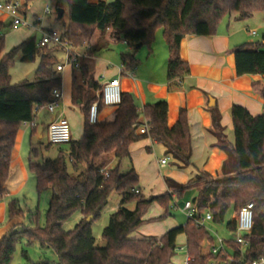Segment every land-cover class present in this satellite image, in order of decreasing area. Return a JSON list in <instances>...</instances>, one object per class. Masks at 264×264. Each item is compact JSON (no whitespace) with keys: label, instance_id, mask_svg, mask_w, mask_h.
Wrapping results in <instances>:
<instances>
[{"label":"trees","instance_id":"obj_1","mask_svg":"<svg viewBox=\"0 0 264 264\" xmlns=\"http://www.w3.org/2000/svg\"><path fill=\"white\" fill-rule=\"evenodd\" d=\"M23 15L28 4L37 0H24ZM55 2L57 11L68 7L69 24L64 38L73 48L84 47L96 40L89 58L95 51L108 49L111 45L125 44L133 53L121 55L122 74L134 73L139 62L135 49L148 46L151 49L158 30L163 32L169 52L167 67L168 91L180 90L182 80L190 75V66L180 56L182 40L188 35L214 36L223 21L233 13L246 21L256 13L264 12V0H49ZM65 14V13H64ZM7 27L13 28L12 25ZM0 24V31L7 28ZM58 47L38 48L37 40L31 37L19 46L6 52L5 36L0 37V200L7 194V183L11 171V157L18 134L25 122H33L35 110L52 101V92L62 88V76L56 70ZM238 77H264V39L261 43H247L234 49ZM20 59L32 63L37 58L40 64L33 79L12 84L10 70ZM90 59H79V67L73 68L72 103L81 109L84 117L83 135L71 141L67 153L61 152L54 161L36 165L30 153L28 170L34 175L39 195L50 192L51 198L46 212L45 228L11 230L0 241V264H12L18 244L26 240L27 246L37 244L52 250L57 256L56 264H171L177 250V240L186 237L188 264H232L251 263L264 258V112L253 117L247 109L233 106L234 142H229L221 125L222 117L217 109H211L212 124L209 132L217 138L216 148L227 156L216 177L196 169V177L186 184L167 179L172 193L148 201L139 188V175L132 168L121 172L120 165L130 159L132 145L150 139L167 149V153L184 167L192 165V137L188 114L181 110L179 120L173 128L168 126V104L158 101L140 109L132 94L123 93L121 104L112 120L89 121L90 109L99 103L101 112L105 106L100 94L103 87L94 79ZM264 97V90H263ZM141 119L148 130L138 132ZM118 161L116 168L106 170L97 160L109 157ZM72 166L76 176L69 173ZM85 170L81 171V167ZM108 173V176L102 172ZM196 192L192 200L197 206V216L211 213L213 223L225 222L229 211L239 213L248 203H254V227L245 239L250 244L244 251L229 241L232 255L218 257L204 253V245H215V240L205 227H198L188 220L183 226L169 230L160 239H131L147 221L144 215L151 203L157 202L170 215L174 197L183 201L185 195ZM116 193L120 197L118 210L110 216L103 231L104 248H97L92 225L100 218ZM186 201H184L185 203ZM135 204L134 210L127 206ZM183 203V204H184ZM172 206V207H171ZM11 220H25V212L16 200L8 205ZM82 219L71 231L63 224L75 213ZM93 216V220L87 219ZM32 218L34 216H31ZM35 219V218H33ZM226 228L236 233L235 221ZM28 260V252L22 250ZM44 264H51L50 262Z\"/></svg>","mask_w":264,"mask_h":264},{"label":"crops","instance_id":"obj_2","mask_svg":"<svg viewBox=\"0 0 264 264\" xmlns=\"http://www.w3.org/2000/svg\"><path fill=\"white\" fill-rule=\"evenodd\" d=\"M27 12L28 7L25 9V18L27 17ZM8 19L10 18L7 15L0 13V24L5 25L6 27L8 25H12L11 19L10 23L7 25ZM224 22L225 21H223L220 25L217 35H188L182 40L180 46V56L184 62L189 64L190 75L182 80L180 90L175 92L168 91V47L167 53H160L161 55L157 54V49H149V54L147 55L146 60H144L143 63L141 62V68L138 69L136 73H127L125 76L122 74V68L117 71H110L105 67H98L95 65L96 60L94 58V54L90 58L89 55L82 57L86 60L90 59L89 61L91 62L90 65L93 71L94 79L97 83H99V85L102 86L103 84L100 83L102 77H105L106 82L119 79L122 87V94H132L136 105L140 109L146 105L155 104L158 101H166L168 104L167 122L169 128H173L178 122L179 114L182 109L187 111L192 137L193 153L191 162L193 166L184 167L182 163L174 160L173 157L167 153V149L164 146L147 139L132 145L130 148L131 157L129 160L131 161L132 168L136 170L139 177L141 173V166L139 163L137 164L135 158L139 155L140 159L145 160L147 153L152 151L154 153L157 152L164 157V159L157 160V165L160 169L165 170L169 165L170 158H172L174 161V168L168 169L166 172L170 179L178 184H186L191 179H194L197 174L196 169L203 170L216 177L217 173L221 170L223 164L227 160V156L224 152L215 147L217 138L209 132L212 124L210 110L215 108L220 112L222 117L221 125L225 130V134L229 142L231 143L234 142L233 120L231 116V109L233 106H241L247 109L253 117L261 116L263 114L264 77L258 75L243 77L237 76L233 51L235 48L243 44H247V42L241 38V29L238 25H233L231 21H229L227 25L222 27L223 24H225ZM4 29L5 28L0 31V37L3 36ZM31 37L33 36L30 33H25L20 41L23 43ZM248 43L250 44L252 42ZM127 48L128 52L126 53H133L132 48H129L128 46ZM61 76L63 100L56 114L51 115L45 110L46 113L44 117L41 120L38 119L37 129H31L23 126L18 134L16 146L11 157V171L14 167L19 165L26 180L28 179L26 169L27 164L24 165L22 154L26 152V150L32 151L35 149L33 148V139L35 137L39 140L44 139V133H47L48 124L60 115H64L67 119L68 117L71 119H79L84 124V117L81 109L74 106L72 103L73 69L66 68ZM116 110L117 108L105 107L100 112L99 121L112 120ZM141 123L143 125L145 120L141 119ZM75 134L76 129L74 126L72 129L73 137H75ZM72 141L78 140L73 138ZM29 158L30 154L28 156V164ZM163 160L167 161L165 166L161 165V161ZM114 164L118 165V161L115 160ZM166 188L167 190L165 194L172 193L167 186ZM4 197H6V195ZM2 201H0V241L11 230L20 225L21 221H23L22 219L11 220L9 218L8 211L9 202L6 203L3 201L4 203H2ZM174 202L178 203V205L182 207L181 203H183L184 200L178 201L176 200V197H174ZM7 219H9V221H7ZM174 225L175 224H172V227L177 228ZM141 229L133 233L130 238L142 240L144 234ZM166 231L167 229L159 237L161 238L164 236V234H166L169 230L167 232ZM209 247L211 248L210 245ZM180 250L184 251V248L182 247ZM184 252L186 253V251ZM187 257L186 253L182 262L183 264H186ZM56 263L57 262H54L52 264Z\"/></svg>","mask_w":264,"mask_h":264},{"label":"rangeland","instance_id":"obj_3","mask_svg":"<svg viewBox=\"0 0 264 264\" xmlns=\"http://www.w3.org/2000/svg\"><path fill=\"white\" fill-rule=\"evenodd\" d=\"M8 1L9 0H0V3L4 4ZM19 1L22 4H25L24 0ZM114 1L115 0H107L108 3H113ZM47 6H50L52 12L49 16L45 15L44 12ZM64 11L65 14L63 18L59 19L55 2L49 0H37L29 3L26 20L32 26L36 25L37 29H25L21 27L5 28L3 31V35L5 36L7 52L21 44L20 40H22V37L25 35V33H30L34 38H36L37 41H39L41 38V33L39 32V30H54L64 35L69 24L68 7L64 8ZM224 21L225 24H223L222 27L227 25L229 21H231L233 25H238L241 29L240 36L247 43H261L264 39V12L256 13L251 19L246 21L239 20L238 14L233 13L231 17L225 19ZM9 23L10 19H8L7 25ZM252 33H256V35L253 36ZM95 44L96 40H94L93 42H89V44H86L84 47L73 48V52L80 56L79 59H82V57H84L85 55H90V52H92L94 47L93 45ZM151 48L153 50L157 49L158 55H161L160 53H167V45L163 38V32L161 30H158L156 32L155 40ZM127 49V46L118 44L111 45L108 49L95 51V65H97L98 67H105L110 71H117L118 69L122 68L121 55L128 52ZM148 54V46H144L137 51L136 58L139 64L134 73H136L138 69L141 68V62L143 63L144 60H146ZM56 56L60 64L64 63L65 54L63 51L58 52ZM39 64V58H37L32 63H23L18 58L15 65L10 70L12 84H19L25 80H28L29 77L37 71ZM105 80L106 79L102 77L100 83H104ZM45 113L46 111L44 109H40V111H38L36 115L35 121L38 123V119L41 120L44 117ZM68 121L70 124L71 139L76 138L77 140H80L83 135V122L79 119H71L70 117H68ZM74 126L76 129L75 137H73L72 135V129L74 128ZM33 148L37 149V155L33 157L34 164L42 165L45 162L56 160L61 152L67 153L69 150V145H50L48 142V135L47 133H44L43 140H39L36 137L33 139ZM30 151L31 150H26V152L22 154L23 163L24 165L27 164L26 169L28 179L26 180V178L24 177L23 171L21 170L19 165L14 167L10 173L9 181L7 183L6 197L0 200H3L6 203L12 200H16L21 209L25 212L26 218L25 220L21 221L20 225L17 226V231H22L24 228H45L47 226L46 212L49 207L51 193L45 192L41 195L38 194L36 189L35 177L34 175L28 172L27 167L28 156L30 154ZM135 159L137 164L139 163L141 166V178L139 177V188L143 192L145 198L150 201L153 198H156V196H163L167 190V179H170V177L167 175L166 170L174 168V161L172 160V158H170L169 165L165 170L160 169L157 165V160L164 159V157H162L157 152L154 153L152 151L150 153H147V157L145 156V160L140 159L139 155L136 156ZM114 162L115 159H113L111 156L101 157L97 160V163L100 166L104 164L106 170H112L116 168L117 164H114ZM85 168V166H82L81 171L85 170ZM131 168V161L128 159L124 160L120 167L121 172L124 174L128 173ZM68 170L72 176L77 175L70 164L68 166ZM196 196V192L190 191L185 195L183 200L192 201ZM3 201L2 203H4ZM183 203H181L182 206ZM119 204V195L113 193L110 197L108 207L102 213L100 218L93 223L92 231L93 237L95 239V245L97 248H104L106 246V243L103 240L102 236L103 231L109 224L110 216L118 210ZM172 206H174V204H172ZM127 207L131 210H134L135 204L131 203ZM163 213H165V209L162 208L157 202H153L150 204L146 214L144 215V220L147 222L141 227L142 229L140 228L142 233L144 234V236L142 237L143 239H159V236H161V234L166 229L168 231L174 228L172 227V224H175V227H180L185 225L188 221L186 215L180 209H171L169 216H167L165 219H160L159 216H162ZM31 216H34L33 218L35 219H33ZM235 216L236 213L231 210L227 214L225 222L223 224L217 225L213 222H208L205 224L206 229L211 233L212 237L215 240V245H217L218 238H221L223 240H233L235 238V233L229 232L226 228V224L228 222L234 221ZM81 219L82 216L80 212L75 213L69 220H67L63 224L64 230H73L76 225L81 221ZM7 221H9V219H7ZM185 244V237L184 235H181L177 240V250L174 258L172 259L171 264H183L182 262L184 260V256L186 255V253L184 252L186 251ZM182 247L184 248V251L180 250ZM23 249H26L28 252V260H26L22 256ZM209 251V245L205 244L204 253L207 254ZM47 261L51 262V264L57 262V256L52 250H42L37 244L27 246L26 240H23L17 246L12 264H44L47 263Z\"/></svg>","mask_w":264,"mask_h":264},{"label":"built area","instance_id":"obj_4","mask_svg":"<svg viewBox=\"0 0 264 264\" xmlns=\"http://www.w3.org/2000/svg\"><path fill=\"white\" fill-rule=\"evenodd\" d=\"M45 15H51V8L47 6L45 8ZM0 13L7 15L10 19H12V24L14 28H25V29H37V26L30 25L25 16L23 15V4L19 0H10L4 4L0 3ZM40 21V20H39ZM41 33V38L37 41L38 48L45 47H58L65 54L64 63L57 65L56 70L59 74L64 73L66 68H78L79 67V58L77 54L73 51V47L70 43L64 38L63 34H60L54 30H39ZM252 35H256V33H252ZM105 78V77H103ZM103 90L100 94L101 101L103 102L105 107H113L117 108L121 104L122 100V91L121 84L119 79H115L110 82H104L102 84ZM63 100V91L62 88L55 89L52 92V101L45 105L42 108H37L35 113L37 115L40 109L46 110L49 114H56L60 104ZM100 111H99V103L93 104L89 113V121L91 124H96L99 121ZM23 126L31 129H37L38 124L34 120L33 122H25ZM148 130L147 123L145 122L138 130L141 134L146 133ZM47 135L48 142L50 145H69L72 141L71 132H70V124L68 119L64 115L58 116L54 121H52L47 126ZM167 161H161V165L165 166ZM106 176L108 173L102 172ZM173 209H180L185 215L187 220L193 221L195 225L198 227H205V224L213 221V216L211 213H206L203 217L197 216V206L192 201H186L182 207L178 205V203H174ZM254 203H248L243 206L239 213H236L234 221L236 223V233L235 238L233 240H223L218 238L217 245L211 246L210 252L213 256L218 257L221 253L227 255L228 253L232 255V251L227 246L229 241L233 242L236 245L241 247V250L244 251L249 247L248 241L245 239L246 235H249L254 227ZM206 228V227H205ZM189 257L186 259V264H188ZM234 262L233 258H229V263L232 264ZM210 264H217L216 262H212ZM244 264H264V258H260L251 263Z\"/></svg>","mask_w":264,"mask_h":264},{"label":"water","instance_id":"obj_5","mask_svg":"<svg viewBox=\"0 0 264 264\" xmlns=\"http://www.w3.org/2000/svg\"><path fill=\"white\" fill-rule=\"evenodd\" d=\"M58 18L59 19H62L63 18V16H64V13H65V11L63 10V9H59L58 11ZM141 48V45H138L135 49H140ZM37 72V71H36ZM36 72H34L30 77H29V80H31L33 77H34V75L36 74ZM150 201H152V200H150ZM93 216H90L88 219H87V221L88 222H91L92 220H93Z\"/></svg>","mask_w":264,"mask_h":264}]
</instances>
